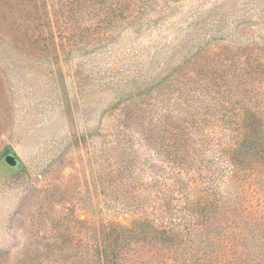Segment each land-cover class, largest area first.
I'll use <instances>...</instances> for the list:
<instances>
[{"label": "rangeland", "instance_id": "rangeland-1", "mask_svg": "<svg viewBox=\"0 0 264 264\" xmlns=\"http://www.w3.org/2000/svg\"><path fill=\"white\" fill-rule=\"evenodd\" d=\"M256 120L264 0H0V264H79L103 227L170 213ZM245 181L244 233L264 208Z\"/></svg>", "mask_w": 264, "mask_h": 264}, {"label": "trees", "instance_id": "trees-1", "mask_svg": "<svg viewBox=\"0 0 264 264\" xmlns=\"http://www.w3.org/2000/svg\"><path fill=\"white\" fill-rule=\"evenodd\" d=\"M254 123L253 131H248L239 150L231 154L232 163L225 161L221 171L198 168L197 172L209 185L205 193L196 189L198 183L185 184L182 180L183 186L177 187L181 197L176 200L179 207L175 205L170 213L150 217L139 213L129 230L103 227L99 236L82 247L79 264H230L228 256L235 254V247L231 251L232 244L243 241L242 260L247 264L249 261L264 264V230L256 226L264 224V208L258 209L253 204V231L244 233L240 228L241 209L230 204L228 197L230 181L236 180L235 190L238 187L244 193L243 181L252 175L254 195L261 191L264 195V186L262 189L258 184L264 182V126L261 120ZM144 249L150 254L146 259Z\"/></svg>", "mask_w": 264, "mask_h": 264}, {"label": "water", "instance_id": "water-1", "mask_svg": "<svg viewBox=\"0 0 264 264\" xmlns=\"http://www.w3.org/2000/svg\"><path fill=\"white\" fill-rule=\"evenodd\" d=\"M5 161L6 163L9 165V166H14L15 165V160L13 159V157L11 156H7L5 158Z\"/></svg>", "mask_w": 264, "mask_h": 264}]
</instances>
